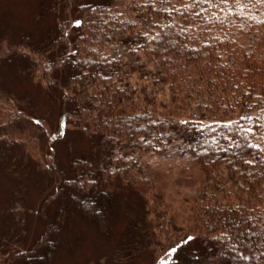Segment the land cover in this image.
<instances>
[{"label":"trees","instance_id":"1","mask_svg":"<svg viewBox=\"0 0 264 264\" xmlns=\"http://www.w3.org/2000/svg\"><path fill=\"white\" fill-rule=\"evenodd\" d=\"M38 11L35 29H19L18 59L54 91L57 136L86 130L89 146L62 167L50 140L45 230L29 248H0V264H50L71 216L110 237L119 211L132 214L125 264H264V0H40ZM143 63L170 85V104L140 99ZM6 95L9 120L26 116ZM149 153L187 165L168 178ZM194 169L201 185L178 204L168 183Z\"/></svg>","mask_w":264,"mask_h":264},{"label":"rangeland","instance_id":"2","mask_svg":"<svg viewBox=\"0 0 264 264\" xmlns=\"http://www.w3.org/2000/svg\"><path fill=\"white\" fill-rule=\"evenodd\" d=\"M38 6L40 0H0V35L3 38L0 42V248L5 249L29 248L45 230V220L39 211L43 200L54 193L57 179L49 166L53 147L49 144L50 140L57 139V161L62 167L67 166L72 157L89 146V134L86 130H83L84 133L75 132L69 127L63 136H57L55 130L58 113L54 91L38 87L27 64L24 66L18 59H26L16 43L20 35L19 29H35L38 23ZM34 16L35 21L32 19ZM45 25L38 24L39 31L44 32ZM134 67L137 70L133 71L132 76L136 77L141 73L144 78L140 86L145 85V89L140 99L146 101L148 96L156 95L157 92L159 105L170 104L171 87L161 77L151 75L150 70L154 71L153 64H134ZM6 92L18 95L15 110L21 112L23 109L26 116L19 114L16 121L9 120L14 106L11 105L12 96L9 97ZM2 96L6 98L2 99ZM161 109L168 110L163 106ZM185 116L181 118L187 119ZM40 117L45 119L40 120ZM181 118L177 119L178 124L183 121ZM36 119L40 120V126L35 124ZM45 122L52 125L48 136L41 133L42 125H47ZM177 134L180 135L178 132ZM29 147L34 150L30 151ZM159 156L149 153L141 156V159L151 166L160 167L162 172H169L168 178L178 176L179 170L187 165V161L181 157L165 160ZM191 172H194V179L184 177L181 183L173 180L168 183L166 195L169 198L175 197L178 204L180 201V204L183 203L182 199L194 195L201 185V180L195 178V175L199 177L196 169ZM12 199L20 202L24 209L8 206ZM124 206V211L129 209ZM133 207L136 209L137 204H133ZM54 209L55 203L50 204L48 211L51 216L54 215ZM127 214L118 212L117 218H114L116 230L110 237L101 235L84 217L71 216L63 228L62 247L50 264H117V261L125 264L121 234L129 221Z\"/></svg>","mask_w":264,"mask_h":264},{"label":"snow or ice","instance_id":"3","mask_svg":"<svg viewBox=\"0 0 264 264\" xmlns=\"http://www.w3.org/2000/svg\"><path fill=\"white\" fill-rule=\"evenodd\" d=\"M188 239H189V240H191V239H192V237H189ZM175 251H176V249H175V248H173V249L171 250V252H169V253H168V255L170 256V255H171V253H172V252H175Z\"/></svg>","mask_w":264,"mask_h":264}]
</instances>
